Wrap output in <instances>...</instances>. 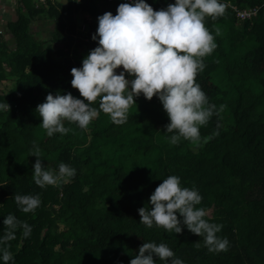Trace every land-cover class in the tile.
<instances>
[{
    "label": "trees",
    "instance_id": "16d2710c",
    "mask_svg": "<svg viewBox=\"0 0 264 264\" xmlns=\"http://www.w3.org/2000/svg\"><path fill=\"white\" fill-rule=\"evenodd\" d=\"M18 1L27 17L15 10L16 20L4 27L8 39L0 34V84L10 82L0 92V103L9 105L0 111V234L8 214L32 231L24 238L18 227L16 239L7 242L10 264H129L143 242L166 244L183 264H264V0H219L223 13L205 17L216 47L194 79L208 103L224 109L200 127L198 142L181 138L176 144L164 133L169 120L160 101L142 94L123 125L100 111L86 129L65 121L66 134L48 137L35 108L49 93L83 100L71 87L70 70L97 46L91 40L97 17L115 15L123 0ZM145 2L155 11L175 0ZM252 7H260L254 18H236L234 8ZM35 20L51 28L48 40L34 39ZM33 145L47 170L56 173L63 162L75 176L37 186ZM170 175L198 190L196 207L206 210L208 222L222 225L217 235L228 239L227 251L209 252L203 237L186 228L174 234L139 223L137 210L148 207ZM14 195H38L40 205L23 213Z\"/></svg>",
    "mask_w": 264,
    "mask_h": 264
},
{
    "label": "clouds",
    "instance_id": "9594fccd",
    "mask_svg": "<svg viewBox=\"0 0 264 264\" xmlns=\"http://www.w3.org/2000/svg\"><path fill=\"white\" fill-rule=\"evenodd\" d=\"M223 11L219 0H175L155 11L145 0H128L117 6L115 15L105 12L98 16L96 31L91 36L97 46L82 58L79 68L70 70L71 87L78 90L83 100L70 92L49 93L35 108L41 119L39 126L48 137L56 133L63 135L69 131L65 121L86 129L100 111L114 125H123L127 122L129 107L135 104L134 97L142 94L146 100L156 96L160 101L169 120L164 133L171 134L167 136L171 144L181 138L198 142L200 127L224 109V105L217 109L216 105L209 104L194 79L205 67L202 58L216 47L213 35L204 25L205 17L215 18ZM117 69L121 70L117 73ZM97 98L99 104L94 107ZM0 111H9V105L0 103ZM30 156L36 157L32 179L40 188L75 176L76 170L63 162L58 164V172L47 170L36 145L30 150ZM12 198L23 213L33 212L40 205L38 195ZM201 200L198 190L181 187L180 178L170 175L150 195L148 207L137 210L139 223L147 228L162 227L174 234L186 228L203 237L209 252L227 251L228 239L217 235L222 225L208 222L204 219L206 210L196 207ZM2 224L5 229L0 234V264H10L13 257L7 242L16 239L18 227L24 238L30 236L32 229L12 214L5 216ZM157 260L162 264H183L166 244L155 242H143L129 264H156Z\"/></svg>",
    "mask_w": 264,
    "mask_h": 264
},
{
    "label": "rangeland",
    "instance_id": "374dc122",
    "mask_svg": "<svg viewBox=\"0 0 264 264\" xmlns=\"http://www.w3.org/2000/svg\"><path fill=\"white\" fill-rule=\"evenodd\" d=\"M102 5V4H101ZM21 10V15L24 14V10L20 5V2L18 0H0V34L4 40L8 39V33L4 31V27L7 22L9 21H15L16 20V13ZM24 17H27V15H23ZM84 18V16H83ZM30 26L32 28V32H38L39 34L34 36V39L40 40V39H45L48 40L49 38V28L48 26H44L43 22L40 20H35L33 23H30ZM82 27V24H80ZM121 69H117V73ZM10 85V82H4L0 84V92L4 93L5 91L8 90V87Z\"/></svg>",
    "mask_w": 264,
    "mask_h": 264
},
{
    "label": "built area",
    "instance_id": "2783aa9c",
    "mask_svg": "<svg viewBox=\"0 0 264 264\" xmlns=\"http://www.w3.org/2000/svg\"><path fill=\"white\" fill-rule=\"evenodd\" d=\"M263 6H264V2L262 4V7ZM259 9L260 7H252L242 10L234 8L233 11L235 12V16L239 21H247L254 18L257 15Z\"/></svg>",
    "mask_w": 264,
    "mask_h": 264
},
{
    "label": "bare ground",
    "instance_id": "6f19581e",
    "mask_svg": "<svg viewBox=\"0 0 264 264\" xmlns=\"http://www.w3.org/2000/svg\"><path fill=\"white\" fill-rule=\"evenodd\" d=\"M40 1H43V0H40ZM122 2H123V3H127L128 0H123ZM59 3H60V2H59ZM60 4H61V3H60ZM66 4H67V0H65V5H66ZM65 5H64V6H65Z\"/></svg>",
    "mask_w": 264,
    "mask_h": 264
},
{
    "label": "water",
    "instance_id": "95a60500",
    "mask_svg": "<svg viewBox=\"0 0 264 264\" xmlns=\"http://www.w3.org/2000/svg\"><path fill=\"white\" fill-rule=\"evenodd\" d=\"M55 1H56V2H58V3L60 2V0H55ZM60 3H61V2H60ZM61 5H62V6H64V5H65V0H64V2H63V3H61Z\"/></svg>",
    "mask_w": 264,
    "mask_h": 264
},
{
    "label": "crops",
    "instance_id": "0c3cea01",
    "mask_svg": "<svg viewBox=\"0 0 264 264\" xmlns=\"http://www.w3.org/2000/svg\"><path fill=\"white\" fill-rule=\"evenodd\" d=\"M38 1H40V0H38ZM55 1V0H54Z\"/></svg>",
    "mask_w": 264,
    "mask_h": 264
}]
</instances>
